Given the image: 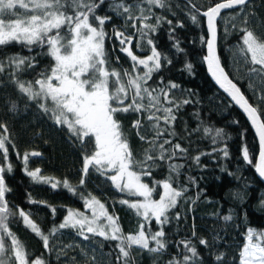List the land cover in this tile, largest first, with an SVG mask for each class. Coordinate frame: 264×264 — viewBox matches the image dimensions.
Returning a JSON list of instances; mask_svg holds the SVG:
<instances>
[{
  "label": "snow or ice",
  "instance_id": "1",
  "mask_svg": "<svg viewBox=\"0 0 264 264\" xmlns=\"http://www.w3.org/2000/svg\"><path fill=\"white\" fill-rule=\"evenodd\" d=\"M106 2L107 11L112 15L98 14ZM254 8L253 0H184L183 4H173L171 0H0V48L15 43L29 52V55L15 52L0 56V88L12 87L18 93L15 99L11 96L0 99H4L9 114L18 111L21 99L35 103L56 126L66 128L69 138L79 145L82 156L78 184H72L68 177L60 180L46 176L40 167L29 168L30 158L42 154L26 150L21 156L12 139L14 133L7 122L0 121V264H50L43 254L33 258L26 244L12 231L10 226L19 223L42 241L45 253L54 252L59 259L68 256L65 249H78L83 264L102 262H98L95 248L90 250V255L89 249L80 244H57L56 238L63 230H72L84 241L96 237L115 241L114 248L107 254L108 257L114 255V264H141L144 254L149 255L152 264H264V228L257 229L250 224L242 225L244 242L231 260L218 250L219 243L226 241L216 229L209 239L198 235L193 224L190 236L179 241L166 238L165 226L173 220L179 222L186 218L182 212H176L175 216L170 213L182 201L190 199L187 197L189 188L197 183L191 176L185 177L186 182L180 179L186 163L177 161L191 159L197 167H206L200 164L202 156L229 159L226 141L232 137L223 128L202 119L198 110L192 113L196 127L189 129L184 122V136L181 137L175 124L185 106L198 103L193 99L195 93L174 81L165 83L163 76L154 81V77L172 63L169 56L158 49L154 38L162 23L169 26L172 48L177 53L184 52L175 36L176 28H183L184 24L179 19L174 24L157 10L175 16V10L179 9L197 26L203 19L206 33L200 35V44L206 52L202 61L231 102L246 114L254 129L258 142L255 164L254 154L246 142L241 145L240 155L243 162L253 166L264 179V31L258 30L264 29V20L259 19ZM225 10H229L227 16L223 15ZM114 18L123 22L112 23ZM152 20L155 23H151ZM108 24H112L111 31L107 30ZM231 35H238L239 40L228 48L237 71L230 77L218 49L221 39L226 43ZM113 38L118 41L119 52L127 58L130 67L113 66L116 46L114 44L111 50L106 46V41ZM37 47L41 51L32 55ZM145 52L147 55H143ZM38 57H48L52 63L36 72ZM115 63L120 64L119 56L115 57ZM182 70L191 73L193 65L186 61ZM32 72H35L34 78L26 79ZM236 80L248 81L250 97L234 82ZM128 114L136 116L131 129L146 145L140 153L133 151L129 134L120 120L121 115ZM232 123L238 125L239 121ZM246 132L244 129L240 133L242 140ZM194 134L199 140H209L211 150L197 149V154L189 157ZM182 142H187L189 147L182 146ZM10 148L16 152L23 165L22 171L31 183L79 195L90 215L69 207L62 221L53 224L45 233L33 219L34 213L7 198L6 194L12 189L6 177L14 171ZM160 168H165L167 174L162 180H156L153 174ZM92 171L110 180L116 191L136 198L113 201V205L127 206L134 210L135 216L142 218L135 232L123 231L114 206L109 213L99 198L80 191ZM221 171L227 169L221 168ZM144 178L151 179V186ZM158 188L162 192L154 199ZM233 195L243 199L239 192ZM27 202L50 207L52 216L56 215L55 206L33 199L30 193H27ZM260 207L264 208V200ZM214 215L224 222H232L229 228L235 225L236 215L231 209L227 214L217 211ZM243 215L246 221L247 213ZM170 245L175 246V253L168 254ZM201 247L203 253L199 250ZM100 248H103L102 243ZM165 255H168L167 260H163ZM68 264H81V260L72 256Z\"/></svg>",
  "mask_w": 264,
  "mask_h": 264
},
{
  "label": "trees",
  "instance_id": "2",
  "mask_svg": "<svg viewBox=\"0 0 264 264\" xmlns=\"http://www.w3.org/2000/svg\"><path fill=\"white\" fill-rule=\"evenodd\" d=\"M173 4H183L184 0H171ZM255 5L254 11L257 13L259 19L264 20V0H253ZM108 10L107 2L98 10L100 15H112ZM161 14L167 15L175 24L179 19L183 24V28H176L175 36L179 39L180 46L184 49L183 53H177L172 48V43L168 38L169 26L167 23H162L155 34V40L158 49L169 56L172 60L170 66L162 70L154 81L160 76L164 77V82L174 81L183 89H191L195 96L193 99L198 101L193 105L185 106L181 111L180 120L175 124V129L182 137L184 136L183 126L187 122L189 129L196 127L197 121L193 117L194 111L201 113V118L215 127L223 128L226 133L231 135L232 139L226 141L229 151V159H213L211 156H202L200 164L206 167H197L191 159L178 160V163H186V167L181 169L184 174L181 180L185 181V177H195L197 183L189 188L186 199L180 203V206L173 210L170 214L175 216L176 212H182L186 218L179 222L173 220L171 224L165 226L166 238L169 241H179L191 235L193 224L195 225L198 235L205 236L211 239L215 234L213 229H216L220 235L224 236L225 242H220L218 250L225 252L231 257L238 251V247L244 242L241 235L245 231L243 224H250L257 229L264 228V208L260 207V202L264 200V183L261 182L255 174L253 166L243 162L240 149L243 142H246L253 152V164H255V154L258 151L256 140L252 131L249 128L244 116L232 105V103L225 97V95L218 90L209 80L205 73L202 57L204 55V48L200 44V35L206 33L204 27V20H201V25L192 24L183 11L176 9V15L171 13H164V10H157ZM229 10L223 12L227 16ZM123 21L119 18H114L112 23L117 25ZM155 23L154 20L150 21ZM255 26V21L253 22ZM107 30L111 31L112 24H108ZM223 25L221 24V28ZM264 31V29H258ZM129 33L132 29H128ZM222 35V34H221ZM239 40L238 35L229 36L227 42L219 45V54L221 56L222 64L226 71L229 72L230 77L237 74L233 67L231 60V53L228 51L229 46L235 44ZM116 46V51L112 56L113 66L130 67L127 58L119 52V43L113 38L106 41V46L109 50L113 45ZM39 47L34 48L32 55L40 52ZM46 51V49H45ZM21 52L23 55H29L27 49L21 48L20 45L13 43L10 46L0 48V56L8 53ZM147 55V52L143 53ZM120 57V64L115 63V57ZM39 67L36 72H39L45 66H49L52 61L48 57H38ZM190 62L193 65L191 73L183 69L185 62ZM35 72L30 73L25 78L32 79ZM153 81V82H154ZM241 90L245 92L246 96L250 97L248 91L247 80H236ZM151 83V82H150ZM11 96L15 99L18 93L12 88H0V97ZM27 105V106H26ZM136 119L134 114L121 115L125 132L129 134L131 147L134 152L140 153L146 147L135 135V130L131 129L132 121ZM238 120L239 124H233L232 121ZM0 121H5L9 125V130L14 133L12 139L14 140L18 152L23 153L28 150H35L40 152V157L30 158L29 168L35 169L40 167L42 173L46 176H52L62 180L68 177L70 182L74 185L78 184L81 177L82 156L81 149L77 143L69 138L66 128L58 127L47 115H44L36 106L35 103L27 102L26 99L18 101V111L14 114H9L4 104V99H0ZM247 129L246 136L241 138L240 133ZM147 134V130H145ZM193 143L190 146L188 156H195L197 149L199 151H210L211 144L209 140H199L197 135L191 137ZM182 146L189 147L187 142H182ZM10 160L14 165L12 174L7 175L6 182L11 187L12 192L7 195V198L13 201L16 205L24 208L26 211L34 213L33 219L40 224L42 230L47 233L53 224L58 225L63 216L66 214L67 208L71 207L80 211H86L90 215V210H85L83 201L79 195L73 196L64 189L52 190L50 185H35L30 182V178L22 171L23 165L17 159L16 152L9 150ZM222 155V154H219ZM221 168H226L227 171H221ZM232 172L234 175H229ZM167 174L165 168H160L154 172L156 180H162ZM239 176L240 179L236 177ZM151 186V179L144 178ZM186 182V181H185ZM247 185V186H246ZM80 191L85 195L91 193L105 203L109 213H112L113 206L115 213L120 218V224L125 233H133L138 229L142 218L135 216L134 210H130L127 206L116 203L121 198L134 200L135 197H129L125 193H120L115 190L110 180L106 177L100 176L95 171H92L86 178V184L81 186ZM162 189L158 188L153 194L154 199H158ZM199 192V197L197 193ZM239 192L243 199L236 198L233 194ZM27 193H30L32 198L37 201L47 202L48 205L55 206L57 212L55 217L52 216L51 208L43 206L42 204H29L27 202ZM192 211L189 212L188 209ZM231 209L236 215V222L231 228L228 227L232 222H224L218 219L214 214L219 211L221 215L227 214ZM247 213V220L244 219V213ZM12 231L17 233L19 239L25 244L28 251L35 256L43 254L44 259L49 260L50 264H68L72 256H77L83 264V259L79 255V250L71 248L65 249L68 256H60L57 259L56 253H45L42 241L26 230L22 223L13 224L10 226ZM152 227L155 230V222H152ZM57 244H80L89 249H96V257L98 262L102 264H114V255L108 257L111 248H114L115 241H103L102 238L96 237L89 241H84L81 237L75 235L72 230H63L62 235L56 238ZM101 243L103 248H100ZM201 253L204 249H199ZM168 254L176 252L174 245H170L167 249ZM168 255L163 256V260H167ZM238 259V256H237ZM141 264H152L148 254H144L141 259Z\"/></svg>",
  "mask_w": 264,
  "mask_h": 264
},
{
  "label": "water",
  "instance_id": "3",
  "mask_svg": "<svg viewBox=\"0 0 264 264\" xmlns=\"http://www.w3.org/2000/svg\"><path fill=\"white\" fill-rule=\"evenodd\" d=\"M225 11H228V10H225ZM224 11V12H225ZM204 27H205V31H206V23L204 21ZM206 52V49L204 48V54ZM203 66H204V69H205V73L207 75V77L209 78V80L212 82V84L218 89L220 90L224 95L225 97L231 102V98L228 96V94L226 92H224L223 89L220 88V86L215 82V80L213 79L212 75L209 73L208 69H207V64L205 62H203ZM232 105L244 116L245 120L247 121L248 125H249V128L250 130L252 131L253 135H254V138L256 140V144H257V148H258V142H257V138L255 136V132H254V129L251 127L250 125V122L247 120V117H246V114L243 113L242 109L239 108V106L235 105L234 102H231ZM258 153V151H257ZM255 162H256V159H255ZM255 170V169H254ZM256 176L258 177V179L264 183V179H261L259 177V175L255 172Z\"/></svg>",
  "mask_w": 264,
  "mask_h": 264
},
{
  "label": "rangeland",
  "instance_id": "4",
  "mask_svg": "<svg viewBox=\"0 0 264 264\" xmlns=\"http://www.w3.org/2000/svg\"><path fill=\"white\" fill-rule=\"evenodd\" d=\"M142 199V198H141Z\"/></svg>",
  "mask_w": 264,
  "mask_h": 264
}]
</instances>
